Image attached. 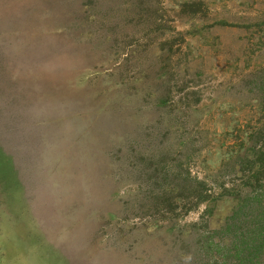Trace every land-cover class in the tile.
<instances>
[{
    "label": "rangeland",
    "instance_id": "rangeland-1",
    "mask_svg": "<svg viewBox=\"0 0 264 264\" xmlns=\"http://www.w3.org/2000/svg\"><path fill=\"white\" fill-rule=\"evenodd\" d=\"M261 139L264 0H0V264H232Z\"/></svg>",
    "mask_w": 264,
    "mask_h": 264
},
{
    "label": "trees",
    "instance_id": "trees-1",
    "mask_svg": "<svg viewBox=\"0 0 264 264\" xmlns=\"http://www.w3.org/2000/svg\"><path fill=\"white\" fill-rule=\"evenodd\" d=\"M198 11L200 10H194L195 13ZM260 143V145L258 144V147L260 146L259 148L261 149V151L259 150V156H261L260 162L264 165V140L261 139ZM253 168L254 160L246 170H252ZM198 183L202 185L201 182ZM251 186H254L255 190L260 188L257 194L245 196L248 205L254 204L248 207L251 215V228L246 229L242 225L241 211H245L244 209L247 206L244 198L241 199V197L239 208L233 213V216L226 220L224 226L221 227L223 237L219 239L217 246L213 249L207 246L208 253L221 255L224 262L229 259V262H234L232 264H264L259 259L264 249V188H261L263 185L259 184L258 179H256L255 185L251 184ZM197 190L191 187L188 188L191 195H195L194 197L198 205L212 202L213 198L208 195V191L202 189L201 192H198ZM252 210L257 212L254 214ZM217 247L220 248V251H218Z\"/></svg>",
    "mask_w": 264,
    "mask_h": 264
}]
</instances>
